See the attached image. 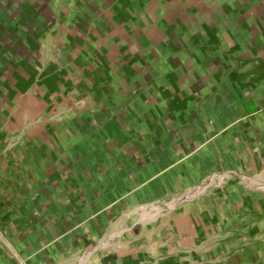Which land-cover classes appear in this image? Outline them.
<instances>
[{
	"label": "crops",
	"instance_id": "1",
	"mask_svg": "<svg viewBox=\"0 0 264 264\" xmlns=\"http://www.w3.org/2000/svg\"><path fill=\"white\" fill-rule=\"evenodd\" d=\"M0 264H264V0H0Z\"/></svg>",
	"mask_w": 264,
	"mask_h": 264
}]
</instances>
